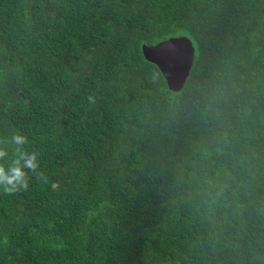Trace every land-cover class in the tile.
<instances>
[{
	"label": "trees",
	"instance_id": "obj_1",
	"mask_svg": "<svg viewBox=\"0 0 264 264\" xmlns=\"http://www.w3.org/2000/svg\"><path fill=\"white\" fill-rule=\"evenodd\" d=\"M0 264H264V0H0Z\"/></svg>",
	"mask_w": 264,
	"mask_h": 264
},
{
	"label": "water",
	"instance_id": "obj_2",
	"mask_svg": "<svg viewBox=\"0 0 264 264\" xmlns=\"http://www.w3.org/2000/svg\"><path fill=\"white\" fill-rule=\"evenodd\" d=\"M144 58L162 72L169 89L180 92L190 76L195 48L187 37H173L154 46H143Z\"/></svg>",
	"mask_w": 264,
	"mask_h": 264
}]
</instances>
